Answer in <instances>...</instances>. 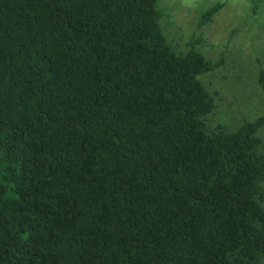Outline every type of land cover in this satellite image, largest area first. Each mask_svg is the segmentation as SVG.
<instances>
[{
	"label": "trees",
	"instance_id": "obj_1",
	"mask_svg": "<svg viewBox=\"0 0 264 264\" xmlns=\"http://www.w3.org/2000/svg\"><path fill=\"white\" fill-rule=\"evenodd\" d=\"M164 16L0 0V264H264V112L208 125L220 62Z\"/></svg>",
	"mask_w": 264,
	"mask_h": 264
},
{
	"label": "rangeland",
	"instance_id": "obj_2",
	"mask_svg": "<svg viewBox=\"0 0 264 264\" xmlns=\"http://www.w3.org/2000/svg\"><path fill=\"white\" fill-rule=\"evenodd\" d=\"M222 8L203 20L216 2ZM169 39L186 49V42L206 58L219 61L199 80L216 92L208 125L236 129L264 112V95L257 76L264 71V0H157ZM189 48V47H187ZM257 134L264 146V129Z\"/></svg>",
	"mask_w": 264,
	"mask_h": 264
}]
</instances>
